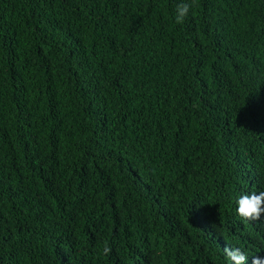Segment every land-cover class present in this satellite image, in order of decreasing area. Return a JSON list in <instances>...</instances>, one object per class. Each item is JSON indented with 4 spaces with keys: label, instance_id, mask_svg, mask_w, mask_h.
<instances>
[{
    "label": "trees",
    "instance_id": "obj_1",
    "mask_svg": "<svg viewBox=\"0 0 264 264\" xmlns=\"http://www.w3.org/2000/svg\"><path fill=\"white\" fill-rule=\"evenodd\" d=\"M180 2L0 0V264L264 257V0Z\"/></svg>",
    "mask_w": 264,
    "mask_h": 264
},
{
    "label": "clouds",
    "instance_id": "obj_2",
    "mask_svg": "<svg viewBox=\"0 0 264 264\" xmlns=\"http://www.w3.org/2000/svg\"><path fill=\"white\" fill-rule=\"evenodd\" d=\"M193 4L189 0H181L176 5L175 22L182 24L191 11ZM237 214L246 221H261L264 217V191L241 195L238 200ZM107 254L111 249L104 248ZM225 253L229 259V264H247L248 256L240 248L226 247ZM252 264H264V257L256 255L252 257Z\"/></svg>",
    "mask_w": 264,
    "mask_h": 264
}]
</instances>
